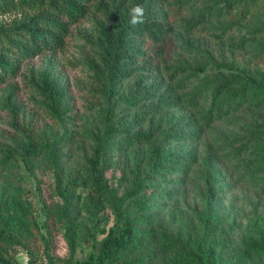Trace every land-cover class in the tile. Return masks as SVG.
Wrapping results in <instances>:
<instances>
[{"label": "rangeland", "instance_id": "rangeland-1", "mask_svg": "<svg viewBox=\"0 0 264 264\" xmlns=\"http://www.w3.org/2000/svg\"><path fill=\"white\" fill-rule=\"evenodd\" d=\"M235 1L157 0L162 39L132 36L136 63L114 83L101 29L115 17L94 8L62 48L16 64L0 82V259L85 264L129 230L112 264H264V0ZM154 148L186 160L157 170Z\"/></svg>", "mask_w": 264, "mask_h": 264}, {"label": "trees", "instance_id": "trees-1", "mask_svg": "<svg viewBox=\"0 0 264 264\" xmlns=\"http://www.w3.org/2000/svg\"><path fill=\"white\" fill-rule=\"evenodd\" d=\"M157 0H0V16L12 12H26L21 19L13 20L11 25L0 24V82L12 76L16 64L34 58L42 53L54 51L65 45L66 37L72 25L82 21L89 10L94 8L102 12L104 17L113 18V24L102 27L103 63L108 69V77L112 83L124 77V72L130 64H135V55H131L132 36L149 39L158 43L163 37V26L154 13L153 6ZM256 0H237L228 7L240 6L246 10ZM136 4L145 8L144 22L135 27L129 24V9ZM232 4H234L232 6ZM143 64V63H142ZM42 84L47 98L53 107L60 108L63 92L56 81L42 76ZM225 81L224 85H231ZM118 132V125H110L103 141L111 142ZM172 140H183L182 132ZM101 146H96L88 161L94 188L103 192V176L99 167ZM154 168L164 170L166 164L180 167L186 160L182 155H171L152 149ZM174 167V168H173ZM134 188L129 195H133ZM132 234L126 230L121 236L108 233L102 240L95 258H89L85 264H112L131 244ZM264 254V247L259 248ZM0 264H10L0 259ZM127 264V263H122Z\"/></svg>", "mask_w": 264, "mask_h": 264}, {"label": "clouds", "instance_id": "clouds-1", "mask_svg": "<svg viewBox=\"0 0 264 264\" xmlns=\"http://www.w3.org/2000/svg\"><path fill=\"white\" fill-rule=\"evenodd\" d=\"M129 24L133 27L142 24L144 22L145 17V8L141 4L133 5L129 11Z\"/></svg>", "mask_w": 264, "mask_h": 264}]
</instances>
